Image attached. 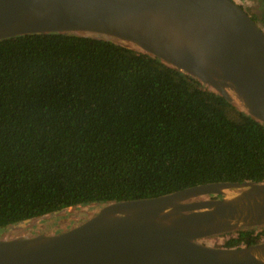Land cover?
Returning <instances> with one entry per match:
<instances>
[{"label":"trees","instance_id":"trees-1","mask_svg":"<svg viewBox=\"0 0 264 264\" xmlns=\"http://www.w3.org/2000/svg\"><path fill=\"white\" fill-rule=\"evenodd\" d=\"M246 181H264V125L194 77L89 35L0 39L5 235L22 236L11 228L67 208L72 213L30 233H48V221L70 224L55 233L67 230L85 206L94 212L197 185ZM220 236L227 237L222 248L256 245L264 242V226Z\"/></svg>","mask_w":264,"mask_h":264},{"label":"water","instance_id":"water-1","mask_svg":"<svg viewBox=\"0 0 264 264\" xmlns=\"http://www.w3.org/2000/svg\"><path fill=\"white\" fill-rule=\"evenodd\" d=\"M77 33L159 59L264 125V32L236 0H0V39ZM33 235L55 211L0 238V264H264V242L203 240L264 226V181L216 182L111 203Z\"/></svg>","mask_w":264,"mask_h":264},{"label":"rangeland","instance_id":"rangeland-1","mask_svg":"<svg viewBox=\"0 0 264 264\" xmlns=\"http://www.w3.org/2000/svg\"><path fill=\"white\" fill-rule=\"evenodd\" d=\"M236 3L251 17L257 19V23L259 27L264 32V24L260 20L264 15V0H236ZM79 213V212H78ZM70 220L74 221V224L71 226L76 225L79 221L73 220L71 217ZM44 222V221H43ZM42 222V223H43ZM41 223V224H42ZM40 225V224H39ZM37 225V226H39ZM70 224L66 223H59V221H48L44 224L43 229L47 232H55L56 227L66 228ZM36 227V226H34ZM32 229V228H31ZM30 229V230H31ZM8 232V231H7ZM6 232V233H7ZM41 234V233H40ZM5 236V230L0 229V238ZM227 237L226 236H216L209 239H205L202 241L203 244L211 247H223Z\"/></svg>","mask_w":264,"mask_h":264}]
</instances>
